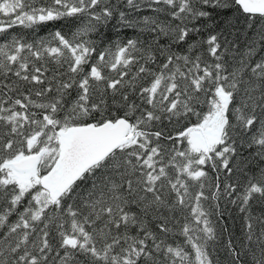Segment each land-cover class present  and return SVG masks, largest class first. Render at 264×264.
<instances>
[{"label": "snow or ice", "instance_id": "1", "mask_svg": "<svg viewBox=\"0 0 264 264\" xmlns=\"http://www.w3.org/2000/svg\"><path fill=\"white\" fill-rule=\"evenodd\" d=\"M221 247L264 264V0H0V264Z\"/></svg>", "mask_w": 264, "mask_h": 264}, {"label": "trees", "instance_id": "2", "mask_svg": "<svg viewBox=\"0 0 264 264\" xmlns=\"http://www.w3.org/2000/svg\"><path fill=\"white\" fill-rule=\"evenodd\" d=\"M64 22H59L55 25H47V26H41L39 30L33 31V30H25L22 28H13L11 29L14 33H20L23 34L28 40L32 39H38L40 37H44L48 35V32L53 30L54 28H60L63 25ZM241 25H243V21H240ZM64 31H68V26H64ZM130 34V33H129ZM221 204L223 206V201H221ZM215 220V217H213ZM224 221L229 225L230 229L236 233L239 234V227H240V216L237 212V210L231 206H227V212L224 216ZM227 234H225L226 236ZM218 259L220 261V264H228V257L226 256L223 248L221 247L217 252Z\"/></svg>", "mask_w": 264, "mask_h": 264}]
</instances>
